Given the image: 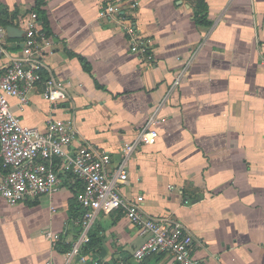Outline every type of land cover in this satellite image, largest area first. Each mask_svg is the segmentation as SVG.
I'll use <instances>...</instances> for the list:
<instances>
[{"label":"crops","instance_id":"0c3cea01","mask_svg":"<svg viewBox=\"0 0 264 264\" xmlns=\"http://www.w3.org/2000/svg\"><path fill=\"white\" fill-rule=\"evenodd\" d=\"M37 1L0 0L1 22L24 30ZM39 2L50 41L42 61L67 98L49 103L42 84L22 108L9 97L21 121L41 130L50 117L71 121L72 148L106 150L115 163L156 111L158 137L130 152L123 197L186 227L192 255L207 264H264V0H125L128 22L150 38L147 54L130 49L119 21L99 17L102 0ZM23 38L5 31L0 73L22 55ZM79 188L65 175L52 195L13 205L0 197V264H63L44 232L59 233L60 248L77 238ZM89 233L87 264L167 263L133 258L143 237L119 210L99 213Z\"/></svg>","mask_w":264,"mask_h":264},{"label":"built area","instance_id":"2783aa9c","mask_svg":"<svg viewBox=\"0 0 264 264\" xmlns=\"http://www.w3.org/2000/svg\"><path fill=\"white\" fill-rule=\"evenodd\" d=\"M124 2L102 0L98 15L119 21L130 49L147 54L150 38L135 32L128 22ZM24 25L22 55L13 57L0 73V197L13 205L41 194L52 195L67 174L79 180L81 186L75 198L83 211L81 229L63 252V264H74V258L81 264L88 263L86 253L81 250L89 242L92 223L99 213L115 210L135 225L143 237L132 252L136 260L159 254L167 259L166 264H207L205 259L192 255L193 235L186 227L173 219L145 213L138 203L124 198L120 192V185L128 178L130 152L137 144H150L158 137L155 126L160 119L156 111L148 116L138 137L122 148L120 159L113 163L106 150L92 146L72 148L75 130L71 121L50 117L41 130L24 124L12 110L9 97L18 98L22 108L29 101L28 91L37 84L43 85L42 96L49 103L67 98L66 85L42 61L50 41L40 30L35 11H30ZM4 34L5 27L0 25V51ZM184 68L175 75L174 85L180 82ZM44 236L52 247L60 237L50 229L45 230Z\"/></svg>","mask_w":264,"mask_h":264},{"label":"trees","instance_id":"16d2710c","mask_svg":"<svg viewBox=\"0 0 264 264\" xmlns=\"http://www.w3.org/2000/svg\"><path fill=\"white\" fill-rule=\"evenodd\" d=\"M39 5H40V2H39V0L36 2V7L35 8H33L31 11H35L36 13H37V15H38V19H39V15H40V8H39ZM45 23V21L42 19V22H41V24L43 25ZM8 24H10V21H7V20H4V21H2L1 22V18H0V25H2V26H4L5 27V25H8ZM80 60H81V62H82V66H83V68L84 69H86V70H88V64H87V61L85 60V59H83L82 57H80ZM43 75L45 76L46 74H45V72L43 73ZM66 177L67 178H71V177H73L72 175H70V174H67L66 175ZM75 180L78 182L79 180L78 179H76L75 178ZM80 186H81V184H80ZM71 210H72V213H71V216H72V218L79 224V226H80V221H81V217H82V214H83V211H82V208L80 207V205L78 204V202H77V200H76V198H75V203L73 202L72 204H71ZM80 229H81V226H80ZM90 232V231H89ZM89 242L86 244V245H84L83 247H82V253H87V252H89L90 251V249L92 248V245H93V241H92V238H91V236H90V233H89ZM60 244L61 245H63V243L61 242V238L59 237V239H58V241L56 242V248H58V249H60L61 251L63 250V251H65V250H67L68 249V247H70V244H69V246L67 247V246H65L64 248H60L61 246H60Z\"/></svg>","mask_w":264,"mask_h":264},{"label":"water","instance_id":"95a60500","mask_svg":"<svg viewBox=\"0 0 264 264\" xmlns=\"http://www.w3.org/2000/svg\"><path fill=\"white\" fill-rule=\"evenodd\" d=\"M5 31L7 33H12L13 36H21L24 33L23 29L17 28V27L12 26V25L6 26Z\"/></svg>","mask_w":264,"mask_h":264}]
</instances>
